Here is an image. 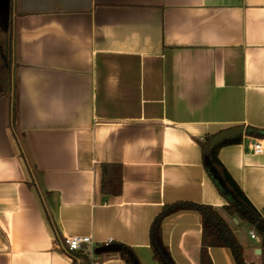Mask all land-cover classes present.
I'll return each instance as SVG.
<instances>
[{
	"label": "crops",
	"instance_id": "0c3cea01",
	"mask_svg": "<svg viewBox=\"0 0 264 264\" xmlns=\"http://www.w3.org/2000/svg\"><path fill=\"white\" fill-rule=\"evenodd\" d=\"M7 2L0 264H74L62 247L70 237L90 238V264H125L120 245L157 264L150 225L176 202L216 209L245 263L261 264L259 237L224 213L199 143L264 130V0ZM257 141L261 155L249 151ZM218 158L264 217V139L244 132ZM103 165L120 167L118 195L102 193ZM161 232L175 264H200L198 213L169 215ZM208 254L234 264L226 248Z\"/></svg>",
	"mask_w": 264,
	"mask_h": 264
},
{
	"label": "trees",
	"instance_id": "16d2710c",
	"mask_svg": "<svg viewBox=\"0 0 264 264\" xmlns=\"http://www.w3.org/2000/svg\"><path fill=\"white\" fill-rule=\"evenodd\" d=\"M11 40V10L8 8L7 0H0V98L8 94L11 88ZM263 131L247 127L245 135L255 139H264L259 136V133ZM214 137L210 136L204 142L199 143L202 154L207 158L210 165L211 172H209V176L216 184L218 190L227 199V204L223 207L224 213L247 224L259 237L262 250L261 264H264V217L252 205L218 158L220 148L239 144L242 135L235 136L213 148H209V143ZM120 189V167L116 165H103L102 193L106 195H118ZM178 211H195L199 215L201 224L200 264H212L208 254L210 248H226L230 251L234 264H246L243 258V249L220 212L211 206L191 202H176L166 205L153 219L149 229V247L152 259L157 264H175L168 247L163 242L161 225L166 217ZM70 256L74 264H90L88 255L83 251L72 253ZM119 258L125 264H140L134 251L125 245H120Z\"/></svg>",
	"mask_w": 264,
	"mask_h": 264
},
{
	"label": "built area",
	"instance_id": "2783aa9c",
	"mask_svg": "<svg viewBox=\"0 0 264 264\" xmlns=\"http://www.w3.org/2000/svg\"><path fill=\"white\" fill-rule=\"evenodd\" d=\"M249 151L254 155H261L263 152V145L261 144L260 141H257L249 147ZM249 237L251 239H255L256 238L255 232H250ZM90 243L91 241L89 237H70V238H65L63 240L62 247L65 253L70 255L72 253L85 251L86 246L89 245Z\"/></svg>",
	"mask_w": 264,
	"mask_h": 264
},
{
	"label": "water",
	"instance_id": "95a60500",
	"mask_svg": "<svg viewBox=\"0 0 264 264\" xmlns=\"http://www.w3.org/2000/svg\"><path fill=\"white\" fill-rule=\"evenodd\" d=\"M245 132L244 127H233L230 129H226L219 134H217L209 143V148H213L221 142L233 138L238 135H242ZM260 137L264 138V131L259 133ZM206 166L208 167V163L206 162ZM211 172V169L210 171Z\"/></svg>",
	"mask_w": 264,
	"mask_h": 264
}]
</instances>
